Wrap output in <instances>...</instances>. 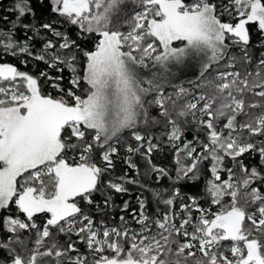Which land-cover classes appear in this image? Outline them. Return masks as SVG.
Segmentation results:
<instances>
[{"label":"snow or ice","instance_id":"obj_1","mask_svg":"<svg viewBox=\"0 0 264 264\" xmlns=\"http://www.w3.org/2000/svg\"><path fill=\"white\" fill-rule=\"evenodd\" d=\"M48 6L59 19L34 23L31 0H13L15 18L3 17L8 27L0 28V54L25 55L60 73L33 75L0 63V264H264V51L254 56L248 27L256 26L264 48V0H48ZM65 26L77 29L75 39L60 30ZM42 30L58 43L41 37ZM189 69L194 79L174 82ZM41 78L62 95L44 94ZM161 123L164 135H152ZM191 127L197 131L188 140ZM126 130L136 142L127 148L131 154L150 160L160 147L154 140L171 145L177 181L200 179L208 164L210 207L189 197L177 212V193L157 192L166 210L157 209L155 219L139 200L131 213L138 228L123 216L119 227L103 220L96 226L81 202L91 207L103 191L107 207L108 189L127 191L132 181L105 180ZM69 152L76 154L71 161ZM248 154L258 163L245 164ZM125 163L136 167L131 156ZM222 241L230 248L221 250Z\"/></svg>","mask_w":264,"mask_h":264},{"label":"trees","instance_id":"obj_2","mask_svg":"<svg viewBox=\"0 0 264 264\" xmlns=\"http://www.w3.org/2000/svg\"><path fill=\"white\" fill-rule=\"evenodd\" d=\"M217 4L225 3L226 0H214ZM32 7L36 13V20L33 21L34 23H43V22H52L57 21L59 18L56 17L54 14L50 12V8L48 6V0H31ZM13 7V0H0V28H6L8 25L3 20V17H8L9 21L15 18V14L10 11ZM31 18L25 17V22H29ZM225 21L228 20L227 15L223 17ZM120 23H123V20H120ZM251 33V41L249 48L254 53L256 58L259 57L260 52L264 51V48H260V40L261 36L260 33L257 32L256 26L254 24L248 25ZM61 31L67 30L69 34L72 36L73 39L76 38L75 33L77 29L75 27L65 26L60 29ZM122 31H127V27H123ZM32 33L28 32L27 36H31ZM24 32L22 29H17L16 37L24 39ZM49 39H53L54 42L55 38L51 37L50 33H46L43 30L41 31V37H45ZM80 42V41H78ZM35 48L38 50L42 48V42L40 39H36L32 42ZM85 47L91 48L92 43L89 42L84 45ZM235 51V50H234ZM22 60H27L28 63L22 64ZM0 63H12L15 65L20 71L29 72L33 75H38L40 71H47L50 76L55 77L56 75L60 74L56 69H50L47 65L43 62L36 61L31 57L20 55V56H12L10 54H0ZM237 67H241V65H237ZM235 70V69H231ZM64 80L61 83L62 87L67 88L68 86V79H69V72L67 69L64 70L62 73ZM196 73L191 74V76H186L181 80H189L194 79ZM180 80L174 81L179 82ZM55 81H53L54 83ZM41 85V89L44 94H51L54 97H59L62 95L57 89L53 88L51 83L46 82L44 78H41L39 81ZM188 85H185L187 87ZM85 86L82 85L80 91L77 92L78 95L82 94L83 88ZM168 91H172L171 88ZM151 116L158 117V109L155 107L150 108ZM143 127V126H141ZM187 127V125L185 126ZM196 129L194 127L188 128L187 131V139L191 140L193 135L196 133ZM165 128L163 123L160 125L154 126L151 134L157 137H162L164 135ZM142 134H144L142 132ZM200 139H205L204 131L200 132ZM206 142V141H205ZM153 143H159L160 147L153 151L151 154V159L149 160L143 154H131L127 151L129 145L136 146V142L132 139L131 131L126 130L120 136L119 144H118V154L113 156V163H114V170L105 176V180L113 179L116 182H121L120 178H124L125 181H132V182H125V187L127 191L124 193H116L114 190L108 189L107 194L111 195L112 203L105 207L103 205V195L105 194L103 191L97 192L94 194V200L96 203L89 207L84 205L81 202V206L84 208L85 212L91 213L94 216L96 226H99L100 221H104L105 225L108 227H119L121 226L122 222L120 217H125V220L128 221L129 227L138 228V226L132 222V210L136 209L139 211V200H143L146 205V209L150 215H152L153 219H155V215L157 213V209L162 214L166 210V206L161 202L157 203V199L154 196V193H163L165 194L163 198H168L167 194L170 192H175L177 195L175 196V210L177 212L180 211V204L186 203L190 204L191 201L189 197H195L200 204L201 207L208 208L210 207V198L205 193V182L209 179V173L207 171L209 165L203 164L201 165L200 169V179L197 180H180L177 181L176 177V154L171 145L165 143L163 140H154ZM147 145L145 144V147ZM199 150V149H198ZM143 151V150H142ZM76 155L75 153H68V158L71 161L72 157ZM131 156L132 162L136 165V167H130L128 164L125 163V160ZM97 163H101L99 160V155L96 157ZM245 164L251 166L257 164L259 161V157L256 156L253 158L251 154L245 155L243 158ZM155 169H163L165 174H161L160 172L156 171ZM236 174L239 177L240 171L239 168L236 169ZM255 186V185H253ZM103 189V186H102ZM264 190V189H262ZM125 202L128 204L127 210H124ZM229 199L225 198L224 203H228ZM171 207V206H168ZM12 211L15 212V207L13 206ZM211 211L216 212L218 211L217 206H211ZM198 212L193 211L192 216L193 218L198 216ZM185 214L181 213V218H183ZM43 217L37 216V220L41 221ZM177 225H179V219L176 220ZM245 227H250L249 223L245 224ZM101 231L103 229L101 228ZM25 236H32L31 233H24ZM55 236V233L53 234ZM59 241L63 244L66 241V237L60 235L58 237ZM73 240H77L75 235L72 236ZM49 243L51 240L48 241ZM80 251L83 253L85 252V245L83 243L77 244ZM231 242L230 241H222L221 242V250L226 248H230ZM31 247V245L29 246ZM108 255H112L111 252L107 253ZM230 252H227V255L230 256ZM3 253H0L2 256ZM199 255V253H197ZM89 260L91 256L89 255Z\"/></svg>","mask_w":264,"mask_h":264},{"label":"rangeland","instance_id":"obj_3","mask_svg":"<svg viewBox=\"0 0 264 264\" xmlns=\"http://www.w3.org/2000/svg\"><path fill=\"white\" fill-rule=\"evenodd\" d=\"M225 3H227V0H226V2ZM174 46H179V44H174ZM195 73V70L194 69H189V70H186V71H184V72H182V73H180L179 74V80H181L182 78H184V77H186V76H191V74H194ZM199 215V214H198ZM184 218V217H183ZM180 222V221H179ZM179 224V223H178ZM193 230V227H192V225L190 224V225H188V231H192ZM229 258H231V254H230V256H229Z\"/></svg>","mask_w":264,"mask_h":264}]
</instances>
